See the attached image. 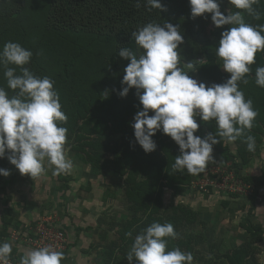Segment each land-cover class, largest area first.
I'll list each match as a JSON object with an SVG mask.
<instances>
[{"label":"rangeland","instance_id":"1","mask_svg":"<svg viewBox=\"0 0 264 264\" xmlns=\"http://www.w3.org/2000/svg\"><path fill=\"white\" fill-rule=\"evenodd\" d=\"M121 2L124 3L123 11L127 12V9L133 11L132 8H127V0ZM174 2L160 0L164 10L153 8L161 13L155 15L157 20L154 21L163 26L165 21L162 22L158 18L169 14L170 10L173 11ZM46 7V0H0V49L9 42L8 33L10 27L16 29V20H25L31 24L27 44L23 45L20 40L18 43L33 53L30 62L23 67L29 68L39 77H43V73L54 74L60 70L69 57L68 43L72 38L63 34L61 29L55 33H47L36 28L44 21ZM219 8L223 14L228 15L233 6L228 2L226 7ZM111 9L112 20L109 21V27L106 29L114 33L121 28V20L125 17L113 21V17L120 12V7L119 10ZM136 10H145L152 17V9L149 10L147 5ZM134 15L138 14L134 13ZM211 15L205 13L193 17L190 14L187 22L182 23L169 20V23L178 27L183 36V42L178 46L180 55L178 66L186 72L190 69L187 65L193 66L200 57L202 38L207 37L212 42L218 40L219 44L222 32L231 27L230 25L216 27ZM249 24L254 26L255 20L250 21ZM142 26L144 25L140 24L136 28ZM216 31L221 33L215 34ZM83 38H81L84 44L83 52L69 71V84L74 100H69L71 96H66L68 99L66 101L72 106L61 104V110L67 116V121L58 122V126L68 130L66 154L73 161L74 166L69 173L59 175L52 174L48 169L49 181L53 182L52 186L56 192V201L54 208L41 216L42 218L47 215L52 216L57 227L62 230L65 229V223L69 225V231L66 230L68 242L62 252L65 253L68 247L75 246L81 235H89L90 241L85 242V255L92 256L96 252V255L100 256V260L96 261L97 264H129L127 253L135 236L153 222L162 224L169 222L174 226L178 236L175 239L169 238L168 248L178 247L184 252H190L193 255L192 264H264V87L256 85L255 73L249 86L250 95H247L246 85L240 89L244 95H247V99L253 101V107L258 112L253 128L248 133L255 137V151L249 152L244 139L238 138L232 143L222 140L213 145L212 155L214 159L219 157L221 164L216 166L220 169L225 168L226 163L230 162L235 168V173L242 179L253 178L255 185L258 184L261 201L256 203L250 201V198L241 200L238 197H244L237 193L214 190L208 185L203 187L205 181L212 182L214 178L220 176L219 173V176L212 173L209 164L205 172L190 175L179 182L173 183L171 180H169L171 183L167 182V179L175 177L174 174L162 180L163 184H167L164 187L168 188L163 189L161 199L157 191H153L146 199L150 204L156 205L148 211L153 218L150 221L147 213L140 211L134 213L131 210V203L125 194L129 186L125 179L126 175L122 177L118 173L122 169L120 163L125 154V150H122L123 141L113 132L115 130L112 129V114L107 112L104 117L102 116L103 110L110 111L112 104L102 105V100L99 98L102 89L107 87L111 92L116 91L112 99L116 100V103L121 102L119 93L126 86L122 85L121 81L129 62L120 60L116 68H111L107 63L106 50L112 42L100 41L91 44L86 35ZM137 47V57H139L143 54V50L138 45ZM212 55L210 62L205 61V64H202L201 78L199 77L200 82L208 87L212 84L224 83L230 78V74L222 68L223 61L216 55V49L212 50ZM260 55L261 51L257 52L255 63L251 65L253 69L264 66V60L262 61ZM9 67H15L17 74L20 73V67L15 65ZM0 87L5 88L9 97L16 95L17 90L9 89L7 86L2 66H0ZM128 94H131L130 101L136 100L133 103L134 110L129 115L128 125H130L142 105L137 101L139 97L135 88H131ZM129 105L132 107V102ZM260 110L262 113H259ZM196 121L199 128L194 134L204 138L208 135L206 121L201 119ZM211 125L215 129L212 134L215 135L217 126L214 121H211ZM160 131V135L166 138L167 135ZM226 151L230 156L229 160H223L220 155ZM163 174L164 171L159 178ZM147 175L140 174L133 185L142 188L143 180H147V184H150V176ZM177 187H180L179 189L183 187V191H179ZM189 195L196 196L191 199ZM253 227H259L261 230ZM128 232L132 233L131 237L126 235ZM103 243L104 246L98 247ZM132 264H138L135 258Z\"/></svg>","mask_w":264,"mask_h":264},{"label":"clouds","instance_id":"2","mask_svg":"<svg viewBox=\"0 0 264 264\" xmlns=\"http://www.w3.org/2000/svg\"><path fill=\"white\" fill-rule=\"evenodd\" d=\"M237 10L224 15L216 0H189L193 17L211 13L216 27L230 25L222 32L216 55L223 61V70L230 78L221 84L206 87L204 83L191 78L182 70L178 46L183 42L177 26L171 23L149 22L131 35L142 50L137 55L127 47L119 51V56L130 61L124 69L123 87L120 96H126L135 88L142 110L134 116V137L146 153L156 149L152 137L158 130L172 138L179 146L180 154L175 157L173 169L186 170L190 175H198L215 163L213 145L222 140L228 143L243 138L249 152L255 151L256 141L250 135L258 112L251 99H245L239 89V82L248 83L246 74L255 63L257 52L264 51V24L252 26L245 22L243 12L254 19L260 13L253 7L259 0H228ZM149 10H164L160 0H146ZM139 6V4L137 5ZM33 53L18 42H6L0 49V66L9 89L17 90L9 97L4 87H0V158H7L21 175L39 178L50 169L52 174L69 173L73 161L67 156L65 147L67 128L58 126L66 122L67 116L54 81L49 77H39L29 68ZM15 65L20 67L17 74ZM189 68L192 64L187 65ZM255 83L264 87V66L255 71ZM152 111V115L149 112ZM203 121H214L216 133L204 138L195 135ZM217 137L219 139H217ZM9 171L0 168V175L7 177ZM131 237L132 233H126ZM178 234L169 223L153 222L136 235L127 253L129 264L133 259L138 264H192L193 255L180 248H168L169 238ZM12 253V245L0 242V261L5 264ZM64 253L51 245L27 250L19 264H62Z\"/></svg>","mask_w":264,"mask_h":264},{"label":"trees","instance_id":"3","mask_svg":"<svg viewBox=\"0 0 264 264\" xmlns=\"http://www.w3.org/2000/svg\"><path fill=\"white\" fill-rule=\"evenodd\" d=\"M46 15L44 21L39 23L36 28L38 30H42L47 33H55L62 30V33L72 37L68 43V47L70 49L69 57L64 61L60 70L54 74L43 73L44 76L49 77L52 81H54V89L58 92L60 103L65 104L67 106H72L66 96H71L69 100H74L72 96V90L69 84V71L74 65V61L80 56L83 52V38L86 35L90 41V43L95 44L100 41H110L112 44L106 50L107 52V63L111 68H116L118 66L119 61H128L122 57H120L119 51L123 47L129 48L136 55L138 54V47L131 35V32L138 30L136 28L138 25H145L149 22L158 23L154 20H157L155 17L156 14L160 13L158 10L152 9V17L148 15V13L144 10H136L141 6H146V0H127V8H132L133 11L128 10L127 12L124 9V3L122 0H46ZM175 9L173 11L170 10L166 15H163L162 18H158V20L165 21V23H169V20H173V22H187L189 15L191 14V6L189 4V0H173ZM219 7H226L228 4V0H216ZM227 2V3H226ZM139 4V6H137ZM114 6V7H113ZM120 12L117 16L113 17V21H117L118 18L125 17L121 20V28L116 32H111L106 28L109 27V24L112 20L111 17V8H115ZM253 7L260 13V19H254L252 16H249L246 12H243V16L246 23H250V21L255 20V26L264 24V0H259L258 4L253 5ZM131 11V12H130ZM237 11L234 6L231 8V12ZM130 12V13H129ZM174 12V13H173ZM134 13L138 15L135 16ZM161 14V13H160ZM179 14V15H178ZM226 15V13L224 14ZM101 23V25H100ZM17 26V27H16ZM135 26V27H134ZM16 29H12L10 27V32L8 33L9 41L19 42L23 45L27 44L28 36L31 32V24L24 21L16 20L15 23ZM221 30V29H220ZM228 30V29H226ZM221 31H216L215 34H219ZM27 35V37H26ZM21 38V39H20ZM84 39V38H83ZM203 44L201 45L199 52L200 57L196 59L193 63V66L187 71L190 77L197 74L201 78V66L205 64L204 62H210L212 55V50L216 49L218 46V40L214 42L208 40L207 37H203ZM261 59L264 60V51H261ZM130 63V61H128ZM256 69H253L250 65V73L246 74V79H248V83L245 86V90L247 95H250V85L252 84V75L255 73ZM230 77V75H229ZM203 83V82H202ZM245 84L239 82V89H241ZM206 87H208L206 85ZM113 92V91H112ZM111 90L107 87H104L101 91L102 105H110L112 104V108L110 111L103 110L102 116L104 117L107 112L112 114V129L116 133V135L123 142V148L125 150V154L121 159V170L118 171L120 176H125V179L128 181V188H126V197L127 200L131 203V210L135 213L140 211L142 213H147L148 219L150 221L153 220L148 211L153 206L155 208V203L150 204L146 199L151 196L153 191H157L159 193L160 199L161 194L164 187L167 184H163L162 180H166V177L174 174L175 177L171 179H167V182H179L184 178L190 176L186 170L184 171H176L173 169L172 165L174 164L175 157L180 154L179 146L175 143L174 140L170 136H166L163 138L160 135V130H158L155 136L152 138L156 144V149L151 153H146L142 147L138 144L134 137V129L131 127V124L128 125L129 115L133 112V103L135 101H130L131 94H127L126 96H120V101L116 103V100L112 99V96L116 94V91L111 95ZM99 95V93H98ZM247 95L245 99H247ZM115 97V96H114ZM79 100V99H78ZM139 103V100H137ZM132 102V107L129 105ZM125 105H128L127 107ZM142 110V107L141 109ZM106 112V113H105ZM259 113H262L260 110ZM152 111L149 112V115H152ZM263 118V116L261 117ZM111 120V119H110ZM206 127L208 128V134L214 133L215 129L211 125V121L206 122ZM160 151V152H159ZM163 151V152H162ZM223 160H229L230 156L226 152H222L220 154ZM217 159L220 162L219 157ZM246 159V158H245ZM234 167V166H233ZM164 171V174L159 175ZM143 174L146 176H150V184H147V180L141 181L142 188L136 187L133 185L138 179L137 177ZM155 176V177H154ZM153 177V178H151ZM246 182L253 183L255 186L254 193H257L258 184L255 185V181L251 177H243ZM170 182V183H171ZM173 188V184H172ZM178 189L180 187H177ZM179 189V191H183ZM185 190V189H184ZM253 196L250 197V201L253 200ZM254 201V200H253ZM161 206V205H160ZM179 209H182L179 207ZM183 210V209H182ZM183 212V211H182ZM3 224L4 232H6V225L8 224V220L5 218L1 220ZM256 230H261L259 227H253Z\"/></svg>","mask_w":264,"mask_h":264},{"label":"crops","instance_id":"4","mask_svg":"<svg viewBox=\"0 0 264 264\" xmlns=\"http://www.w3.org/2000/svg\"><path fill=\"white\" fill-rule=\"evenodd\" d=\"M9 154L6 150L5 157L0 158V168L10 173L7 177L0 175V221L4 218L8 220L5 233L13 228L24 232L27 226L34 224L42 215L54 208L56 192L52 186L53 182L49 181L50 170L49 172L46 170L44 175L34 179L29 175H21L19 170L9 162L7 158ZM3 159L6 162L3 163ZM189 196L194 199L196 195ZM245 198L238 197V199L247 200ZM64 228L67 233L66 230L69 231L70 227L65 223ZM89 241V235H81L75 246L68 247L65 251L62 264H97L96 261L100 260V256L96 255V252L92 256L85 255V242ZM8 243L12 245L11 254L19 261L27 250L34 249L22 242ZM101 246H104V243L98 245V247Z\"/></svg>","mask_w":264,"mask_h":264},{"label":"built area","instance_id":"5","mask_svg":"<svg viewBox=\"0 0 264 264\" xmlns=\"http://www.w3.org/2000/svg\"><path fill=\"white\" fill-rule=\"evenodd\" d=\"M191 78L200 82L199 76L195 74ZM196 119H200L199 116ZM221 163L218 159H215V163H210L209 169H212V173H215L219 177L213 179L214 181H205V186L211 187L214 190H223L233 192L241 195L242 197L250 198L254 197L253 200L258 203L261 201V193H254L255 186L252 183L246 182L240 175L235 173V168L231 163L227 162L225 168L220 169ZM225 165V163H223ZM22 242L32 248H38L42 246L51 245L55 250L64 251L67 245V236L64 230L57 227L55 219L47 215L41 217L34 224H31L24 229V232H20L15 228L5 233L3 224L0 221V242ZM0 264H5V261H0ZM6 264H19V259L15 258L12 254L8 258Z\"/></svg>","mask_w":264,"mask_h":264}]
</instances>
